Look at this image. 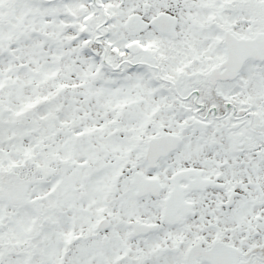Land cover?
<instances>
[{
	"label": "snow or ice",
	"instance_id": "6c2138e0",
	"mask_svg": "<svg viewBox=\"0 0 264 264\" xmlns=\"http://www.w3.org/2000/svg\"><path fill=\"white\" fill-rule=\"evenodd\" d=\"M0 264H264V0H0Z\"/></svg>",
	"mask_w": 264,
	"mask_h": 264
}]
</instances>
